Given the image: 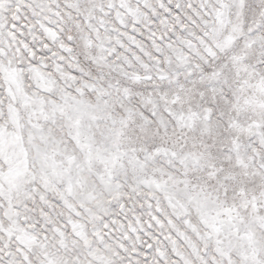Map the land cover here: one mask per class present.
I'll list each match as a JSON object with an SVG mask.
<instances>
[{
    "label": "snow or ice",
    "instance_id": "obj_1",
    "mask_svg": "<svg viewBox=\"0 0 264 264\" xmlns=\"http://www.w3.org/2000/svg\"><path fill=\"white\" fill-rule=\"evenodd\" d=\"M0 264H264V0H0Z\"/></svg>",
    "mask_w": 264,
    "mask_h": 264
}]
</instances>
